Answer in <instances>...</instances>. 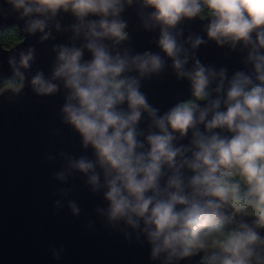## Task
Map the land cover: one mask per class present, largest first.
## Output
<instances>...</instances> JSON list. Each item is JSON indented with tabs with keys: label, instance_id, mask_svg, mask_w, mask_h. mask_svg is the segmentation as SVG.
<instances>
[{
	"label": "clouds",
	"instance_id": "obj_1",
	"mask_svg": "<svg viewBox=\"0 0 264 264\" xmlns=\"http://www.w3.org/2000/svg\"><path fill=\"white\" fill-rule=\"evenodd\" d=\"M7 2L22 19L30 18L29 33L45 32L48 14L54 17L61 10L83 26L75 31L83 32L86 43L60 46L52 79L41 72L30 83L40 96L58 91L53 81H62L68 90L64 122L94 154V159H72L69 166L87 176L93 191L104 189L109 222L123 220L139 229L142 221L154 259L162 253L169 262L193 256L211 238L219 250L213 264H264V237L256 231L264 229V0H143L153 10L152 27L159 26V48L193 90V99L163 115L141 91V79L164 68L161 55H113L105 43L128 39V24L120 17L133 0ZM197 17L209 19L207 35L217 45L251 46V71H237L229 79L226 69L217 73L198 59L188 70L191 57L173 30L185 18ZM203 43L196 37L192 49ZM32 60L30 49L21 54L20 65L28 68ZM14 72L23 82L19 69ZM145 114L150 120L146 133L139 130ZM189 134V144L177 146ZM55 176L67 178L64 172ZM226 206L233 215H253L254 226L242 223L225 231L220 210ZM70 208L79 215L74 202Z\"/></svg>",
	"mask_w": 264,
	"mask_h": 264
},
{
	"label": "water",
	"instance_id": "obj_2",
	"mask_svg": "<svg viewBox=\"0 0 264 264\" xmlns=\"http://www.w3.org/2000/svg\"><path fill=\"white\" fill-rule=\"evenodd\" d=\"M152 11L143 6V0L125 4L120 18L128 24V39L120 44L105 43L113 55L128 52L134 56L149 51L161 55L164 68L159 74L142 78L141 91L163 115L193 90L187 78H178L172 59L159 48L160 29L152 27ZM28 19H22L7 0H0V31L15 26L23 37L10 49L0 42V80L20 79L14 69L24 77L19 87L0 90V264H213L219 254L216 248H204L183 259L173 257L170 262L164 253L154 259L142 221L139 229L123 220L109 222L104 189L93 191L87 176L69 166L72 159H94V154L91 147H83L79 134L64 122L62 108L68 90L62 81H53L59 85L58 91L40 96L30 83L41 72L52 79L60 46L82 47L86 43L83 32L77 35L75 31L80 21L70 11L61 10L54 17L48 14L45 32L33 34L26 30ZM208 23L209 19L201 17L185 18L173 30L191 57L186 68L191 70L198 59L217 73L226 69L229 79L237 71H251L247 60L251 46L243 42L235 48L230 43L217 45L207 35ZM196 37L204 43L194 50L191 45ZM30 49L33 60L23 68L21 54ZM84 59H91L86 49ZM149 124L145 114L139 130L146 133ZM190 139L191 134L178 140L177 146L188 145ZM58 172L66 174L65 181L56 179ZM70 202L80 209L79 215L73 214ZM220 211L221 220L232 218V229L242 223L254 226L253 215H233L227 206ZM256 231L264 237V229Z\"/></svg>",
	"mask_w": 264,
	"mask_h": 264
},
{
	"label": "trees",
	"instance_id": "obj_3",
	"mask_svg": "<svg viewBox=\"0 0 264 264\" xmlns=\"http://www.w3.org/2000/svg\"><path fill=\"white\" fill-rule=\"evenodd\" d=\"M22 40H23V37L20 33V30L15 26H12V27L6 28L5 30L0 31V42L3 45V47L7 49L14 47L17 43L21 42ZM20 84H21V81L18 78L7 80V81L0 80V90H2L6 86L19 87ZM252 211L254 210L249 209V212H252ZM230 229H232L230 226V223L225 221V231H228ZM205 248H213L211 246V238H209L208 246Z\"/></svg>",
	"mask_w": 264,
	"mask_h": 264
},
{
	"label": "flooded vegetation",
	"instance_id": "obj_4",
	"mask_svg": "<svg viewBox=\"0 0 264 264\" xmlns=\"http://www.w3.org/2000/svg\"><path fill=\"white\" fill-rule=\"evenodd\" d=\"M190 99H193V93H191V94L189 93L183 99H181L178 103H180L181 101H187V100H190Z\"/></svg>",
	"mask_w": 264,
	"mask_h": 264
}]
</instances>
